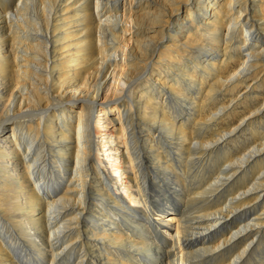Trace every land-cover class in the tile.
I'll use <instances>...</instances> for the list:
<instances>
[{
    "label": "bare ground",
    "instance_id": "bare-ground-1",
    "mask_svg": "<svg viewBox=\"0 0 264 264\" xmlns=\"http://www.w3.org/2000/svg\"><path fill=\"white\" fill-rule=\"evenodd\" d=\"M0 264H264V0H0Z\"/></svg>",
    "mask_w": 264,
    "mask_h": 264
},
{
    "label": "rangeland",
    "instance_id": "rangeland-1",
    "mask_svg": "<svg viewBox=\"0 0 264 264\" xmlns=\"http://www.w3.org/2000/svg\"><path fill=\"white\" fill-rule=\"evenodd\" d=\"M249 105L251 106V107H253L254 105H255V103H251V104H249V103H246V101L244 102V103H241L240 105H238L239 107L238 108H236V110H233V113H231L232 115L230 116V118H228V119H232V117L234 118V120H236L238 117H240L241 115H244V114H246L247 112H248V108H249ZM212 106V107H211ZM214 106H215V104H212V105H209V108H208V110L209 111H211V109L212 110H214L213 108H214ZM113 109V108H112ZM113 111V114L115 115V116H119V112H118V110L117 109H114V110H112ZM97 115V118H103V116L101 115V114H99L98 113V111L95 113V116ZM234 115L236 116V117H234ZM94 119H96L95 117H94ZM100 128H101V126L99 127V130H100ZM102 129V128H101ZM98 137H100V134H99V136ZM244 138H242V140H243ZM241 140V141H242ZM238 142H240V141H238ZM229 143V144H228ZM227 144L230 146V147H234L236 144H237V142H235L234 143V141H229V142H227ZM107 147H108V144L107 145H103L102 146V150H101V152L102 153H105L104 151H106V149H107ZM104 155H106V154H104ZM106 157V156H105ZM154 216V215H153Z\"/></svg>",
    "mask_w": 264,
    "mask_h": 264
}]
</instances>
